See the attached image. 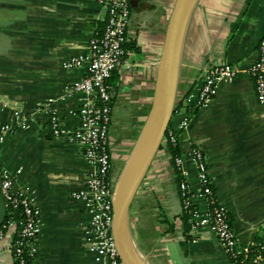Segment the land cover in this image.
<instances>
[{
	"label": "crops",
	"instance_id": "obj_1",
	"mask_svg": "<svg viewBox=\"0 0 264 264\" xmlns=\"http://www.w3.org/2000/svg\"><path fill=\"white\" fill-rule=\"evenodd\" d=\"M175 3L131 0L128 53L109 81L113 194L147 133ZM105 16L98 0H0V124L14 123L15 110L27 120L0 144L1 162L16 174V187L33 188L41 210L35 264H98L84 243L89 215L83 201L72 195L92 168L77 144L51 136L44 107L57 113L61 127L78 124L75 111L82 96H63V91L85 68L66 70L62 64L86 53ZM263 35L264 0H192L179 40L168 125L177 127L187 109L184 100L196 94L206 69L220 63L234 66V79L219 82L209 104L193 110L178 146L182 153L193 145L204 152L217 200L227 209L241 247L257 240L264 246V105L257 102L248 74ZM168 144L165 137L130 204L126 235L131 249L143 264H229L208 228L186 229ZM185 167L192 204L205 210L206 201L197 196L196 166L187 160ZM17 222L0 240V264H15L9 246Z\"/></svg>",
	"mask_w": 264,
	"mask_h": 264
},
{
	"label": "built area",
	"instance_id": "obj_2",
	"mask_svg": "<svg viewBox=\"0 0 264 264\" xmlns=\"http://www.w3.org/2000/svg\"><path fill=\"white\" fill-rule=\"evenodd\" d=\"M105 8L103 26L95 30L83 55L71 56L63 64L66 70L85 68V74L64 87L63 96L80 94L82 102L75 113L78 124L70 129L60 126L57 113L46 105L44 110L49 116L51 136L77 144L82 156L92 170L86 174L84 186L72 195L81 199L89 220L84 226L85 246L98 264H122L113 227V192L109 174L111 158L108 148V131L111 120L113 92L109 83L115 70L123 63L127 51V27L131 16V0H98ZM256 100L264 105V35L257 46V57L249 65ZM236 75L234 66L220 63L210 66L202 75L201 83L195 95L189 94L184 103L185 114L175 129L166 130L169 143H178V135L190 121L195 108L207 106L219 82H230ZM194 103L192 104V100ZM192 104V106H191ZM15 122L0 124V144L17 127L26 126V118L15 110ZM190 160L196 166L197 178L201 189L197 196L206 201L205 210L192 204V193L187 179L185 162ZM174 166L181 179L178 183L179 195L184 213L189 216L187 222L190 231L208 228L217 238L229 264H245L236 261L238 255L248 252L249 247H241L232 227L227 209L221 205L213 189V179L209 173L206 156L198 145L174 158ZM16 174L9 172L1 162L0 153V194L6 209L18 212V231L11 243L10 251L16 264H35L38 253V238L41 231V210L37 204L31 186L16 187ZM15 224V219L4 220L0 225V240L5 232ZM30 259V261H29ZM264 260V254L257 255L252 264Z\"/></svg>",
	"mask_w": 264,
	"mask_h": 264
},
{
	"label": "water",
	"instance_id": "obj_3",
	"mask_svg": "<svg viewBox=\"0 0 264 264\" xmlns=\"http://www.w3.org/2000/svg\"><path fill=\"white\" fill-rule=\"evenodd\" d=\"M192 0H176L167 28L162 50L148 129L136 159L119 191L113 194L112 232L122 264H143L131 249L126 222L130 204L164 140L174 112V82L179 40L183 23ZM7 214L5 201L0 194V225Z\"/></svg>",
	"mask_w": 264,
	"mask_h": 264
},
{
	"label": "trees",
	"instance_id": "obj_4",
	"mask_svg": "<svg viewBox=\"0 0 264 264\" xmlns=\"http://www.w3.org/2000/svg\"><path fill=\"white\" fill-rule=\"evenodd\" d=\"M165 135H166V132H165ZM168 148H169V152L171 154V164L173 166V170H174V173H175V176H176V180H177V182H179V180L181 179V176L179 174V171L174 166V158L176 156H178V155H181L182 152H181V150H180V148L178 146V143L174 144V143L170 142L168 144ZM188 216L189 215L187 213H185L183 215V220L185 221L186 229L189 227V224L187 223ZM20 217L21 216H20V214L18 212L11 213L10 209L8 208L5 220H8V219L19 220ZM262 254H264V246H263L262 242L257 240V241L253 242V244H251L249 246L247 253L238 255L235 260L244 262L245 264H252L253 259L257 255H262ZM29 261H30V259H29ZM15 264H16V262H15Z\"/></svg>",
	"mask_w": 264,
	"mask_h": 264
}]
</instances>
